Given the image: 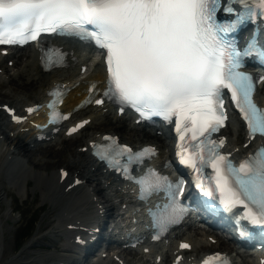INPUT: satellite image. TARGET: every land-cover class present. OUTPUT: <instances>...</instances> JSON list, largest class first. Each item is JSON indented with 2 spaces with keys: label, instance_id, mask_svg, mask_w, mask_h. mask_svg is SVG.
<instances>
[{
  "label": "snow or ice",
  "instance_id": "1",
  "mask_svg": "<svg viewBox=\"0 0 264 264\" xmlns=\"http://www.w3.org/2000/svg\"><path fill=\"white\" fill-rule=\"evenodd\" d=\"M221 10L232 18L218 20ZM258 21H264V0H0V45L39 44L42 34H57L75 35L106 50L105 95L132 107L142 119L159 116L171 123L175 117V130L181 139L183 121L193 141L200 136L199 143L190 146L191 155L185 157L179 142L176 152L181 164L204 177L196 186L210 203L218 201L227 211L243 206L241 219L264 226V146L236 167L227 155L216 150L223 140L217 144L209 139L227 119L221 108L224 89L231 93L249 137L257 133L264 136V109L252 99L253 75L239 70L245 57L258 50L264 54V46L255 32L243 49L231 38L242 25ZM46 59L56 62L52 56ZM53 116L66 118L55 112L50 113V118ZM110 150L115 151L111 144L96 155L107 159ZM124 153L132 161L155 150L145 148L133 154L124 146L116 155ZM209 166L214 174H205ZM135 179L141 198L159 191L168 196L165 208L169 211L154 216L155 225L166 230L167 225L177 223L186 211L178 200L184 181H169L152 169ZM245 234L241 231L242 236ZM180 247L187 249L190 245L181 243ZM214 260L230 264L219 253L206 257L201 264Z\"/></svg>",
  "mask_w": 264,
  "mask_h": 264
},
{
  "label": "bare ground",
  "instance_id": "2",
  "mask_svg": "<svg viewBox=\"0 0 264 264\" xmlns=\"http://www.w3.org/2000/svg\"><path fill=\"white\" fill-rule=\"evenodd\" d=\"M53 41L67 51L69 63L67 68L52 69L50 71L43 70L39 61V51L32 49L30 46L15 48L5 57L0 55V86L5 85L8 92L6 100L1 102L2 96L0 97V105L10 102L12 103L11 107H14L18 113L24 114V106L45 101L47 99V90L59 82L71 88L62 104L63 109L69 111L84 96L85 91L83 89L87 88L89 81L104 80L103 66L97 60L96 54L92 53L90 46H83L80 42L67 39L57 38L53 39ZM8 60L13 61L12 66H8ZM83 65L88 66L90 71L83 74L80 73V68ZM257 99L264 105V84L257 93ZM102 111V107H89L83 111H77L72 117H90L89 127L86 126L73 136H65L63 132L49 134L45 141L37 140V130L31 124V122L45 120L44 112L41 110L29 116L27 122L21 124H14L10 122L9 118L6 121L0 119V135L5 134V138L3 140L0 139V205L2 198L4 199L3 194L5 192L2 182L3 177L10 179L14 183L20 182L23 184V182L26 183L29 180L28 176H34L37 187L40 186L44 190L43 199L47 197L59 205V209L55 206L49 208L47 216L48 218H50L49 216H54L53 219L44 221L39 227H49L48 234L57 235L60 236V239L61 237L64 239L60 244H56L55 241L52 242L54 239L50 237L47 239L49 241L48 244H45L47 248L54 247L56 248L55 250L60 248L61 251L58 254L59 261L53 264H156L157 256L162 259L159 264H164L173 251V244L170 238L156 244L150 242L146 233H142L140 237L144 240L139 247L134 249L122 247L126 242L120 241V246L115 247L117 250L111 252L110 249L113 247L109 242H113L112 237L118 235L119 238L121 236L123 238L126 232L125 228L132 227L128 226V221L130 219H142V212L137 207L135 215L128 216V212L136 208L133 205L131 186L119 181L117 176L107 171L103 164L98 163L90 155L89 151L77 152L75 150L70 152L72 158L70 157L71 159L69 158L67 161L70 171L68 177L63 181L60 180L59 170L56 171L57 173H50V176H43V173L39 172V168L36 167L41 166L42 163L50 159L60 157L63 145L61 147L57 146L55 149L44 150V153L40 154V158H32L31 148L35 149L42 143L59 144L63 143L64 139H74L79 136L82 141L79 146L82 147L87 146L90 140L99 139L101 134L110 132L127 138L130 142H127V140L121 141L132 145L143 142L156 145L159 150V158H155L152 162L158 167L163 166L164 159L167 157L166 147L169 137L167 131H164L162 135H157L152 130L135 125L133 118L129 119L126 115L118 117L116 109L108 107L106 112L103 113ZM86 128H90V130L84 133ZM99 128H109L110 131L101 132V130H98ZM7 131L10 136L6 134ZM223 134L227 137L226 149L232 151L233 157L239 156L241 152L252 151L258 143L264 142V138H262L251 142L248 147L243 148L241 142L246 141V138H244L245 134L242 126L236 127L234 121L229 123ZM241 136L243 140L237 142ZM237 146H239L238 150L236 149ZM41 158H43V162H40ZM31 165L36 168L34 175L29 169ZM63 169L65 168L63 167ZM96 175L99 176L101 183L88 182ZM75 177L81 179V183L77 186L73 184ZM40 181L43 183L39 185ZM95 195H99L100 198L95 197L94 200L93 197ZM104 202L108 203L104 204ZM102 208H104V211H101ZM103 213L105 216H113L115 218V225L112 228L114 233L111 236L110 234L107 235V245L103 250L107 255L105 257H97L96 263H90L88 262L90 247L97 250L100 246L98 239L102 237V234L99 233L95 241L89 242L93 235V230L96 227L107 228ZM6 214L8 215V212ZM196 219L197 215H194L191 221L196 222ZM4 223L0 221V243L2 244L3 237L1 233L3 234L4 231ZM135 228L139 230L138 226H135ZM133 229L130 228L127 231L130 230L129 233L132 234ZM145 236L146 238H143ZM181 236L192 243L193 247L190 253L187 254L188 257L192 256L196 259L200 258L203 253L221 249L219 251H228V253L233 255L234 264H259L251 251L245 254L238 252V247L234 248L231 245L232 243L230 244L231 236L222 231V228L219 230L209 228L201 231L199 227L190 226L189 231L182 233ZM208 236L216 238L217 242L214 244L210 243ZM38 238V232H36L31 238V244L37 243ZM78 238H85L88 243L82 246L77 242ZM82 247L85 248L83 261H79V258L69 255L70 252L76 253V250L79 251ZM144 248H149L150 251L144 253ZM1 252L2 250H0ZM37 253L39 254V252ZM259 254L264 257L261 252ZM40 255L33 256L30 262L34 264L36 261V263L39 262L41 264L42 260H36L37 256L39 257ZM53 255L56 256L53 253L52 257Z\"/></svg>",
  "mask_w": 264,
  "mask_h": 264
},
{
  "label": "rangeland",
  "instance_id": "3",
  "mask_svg": "<svg viewBox=\"0 0 264 264\" xmlns=\"http://www.w3.org/2000/svg\"><path fill=\"white\" fill-rule=\"evenodd\" d=\"M15 65V62H14ZM9 66V65H8ZM2 96V100H6V97L8 96V92H7V88L6 86H0V97ZM8 104H12L10 102H8ZM0 119H3L6 121L5 118H7L4 113L0 110ZM127 122V120H126ZM89 124H87V126L89 127ZM90 128H86L84 130V133L89 132ZM98 130L105 131L108 130L110 131L109 128L106 129H101L99 128ZM7 135H9L8 131L6 132ZM10 136V135H9ZM121 137V136H120ZM5 138V134H1L0 135V139L3 140ZM122 140H127V142L129 141L127 138H123L121 137ZM242 136L241 138L237 141V142H241ZM130 142V141H129ZM82 143V141L80 140L79 136L77 138L74 139H64L63 143H59V144H54V143H42L39 146H37L35 149L31 148L32 150H30L32 152V158H40V154L44 153V150H48L49 148L51 149H55L57 146H64L63 149L61 150V156L58 157L57 159H50L49 161H46L44 163H42L41 166H36L38 167V171L43 173V176H50V173L54 172L57 173L56 171H58L59 168L64 167L66 168L68 171L69 170V165L67 164V161L69 160V158L71 156L70 152L71 151H80V144ZM70 158V159H71ZM42 160H40V162H43V158H41ZM46 159V158H45ZM33 165L29 166V169L32 173V175H34V173H36V168L32 167ZM93 168V167H92ZM91 168V169H92ZM0 177H1V173H0ZM99 176L96 175L94 176V178L88 182L93 183H101L100 179L98 178ZM4 179H2L3 182V188H5V192L3 194L4 199L2 198V202L0 205V221L2 223H4V231L3 234L1 233V236L3 237V244L5 245L3 247V244L0 243V250H2V252L0 253V264H33V262H30L32 260V257L35 255H40L39 257L37 256V261H41V264H53L54 262H58L59 261V256L58 254L61 253L60 248H57V250H55L56 248L54 247H49L47 248V246L45 244H48L49 241L47 240L49 237L54 239L52 240V242H56V244H60L61 242L64 241V239L60 236L57 235H50L48 234L50 228L49 227H41V233L38 230V242L35 244H26L25 242V246L21 245L20 248H18V244L20 243V241L17 239V233L18 231V227L20 226V224L22 223V221L25 218L30 217L32 214H34V217L36 215V217H38L37 219V223H36V230L39 229L38 226L40 227V224L44 223V221H47L48 219H53L54 216H49L50 218H48L47 216V212L49 211V208H51V206H55L56 208L59 209V205L57 203H55L54 201H51L49 198H45L43 199V193L44 190L42 189V187L36 185V180L34 176H28L27 178H29V180L25 183L23 182V184H21L20 182L18 183H14L13 181H10V179L3 177ZM43 182L40 181L39 185L42 184ZM89 184V183H88ZM8 192V193H7ZM96 198H100L99 195H95ZM54 202V203H53ZM53 203V204H52ZM107 204L108 202H104V204ZM6 212H8V215L6 214ZM107 225V223H106ZM106 229V227H104ZM226 227H222V231L225 232ZM219 230V229H216ZM101 233V232H100ZM34 236V235H33ZM58 239V240H57ZM31 242V239H30ZM232 243V244H231ZM2 244V246H1ZM230 244L232 246L233 242L230 240ZM44 246V247H43ZM114 246V245H113ZM5 250V251H4ZM55 250V251H54ZM109 250V249H108ZM221 250V249H219ZM24 251V252H23ZM26 251V252H25ZM39 252V254L37 253ZM42 252V253H41ZM79 252L78 250H76V253ZM28 253V255H27ZM56 254V256L52 254ZM20 254V255H19ZM75 252H70L69 255L75 256L74 255ZM47 255V256H46ZM44 256V258H43ZM2 257V258H1ZM17 257V258H15ZM58 257V258H57ZM76 257V256H75ZM15 258V259H14ZM39 258H43V259H39ZM84 260V259H83ZM82 260V261H83ZM152 261V260H151ZM34 264H40L39 262L36 263V261L34 262Z\"/></svg>",
  "mask_w": 264,
  "mask_h": 264
},
{
  "label": "trees",
  "instance_id": "4",
  "mask_svg": "<svg viewBox=\"0 0 264 264\" xmlns=\"http://www.w3.org/2000/svg\"><path fill=\"white\" fill-rule=\"evenodd\" d=\"M35 218L33 217L32 219H30V221H28L26 223V225L24 227H22V229L19 231V234H17V238L18 240L21 242L23 240V238L27 237L29 234H31V231L33 229V222H34ZM20 244V243H19Z\"/></svg>",
  "mask_w": 264,
  "mask_h": 264
}]
</instances>
